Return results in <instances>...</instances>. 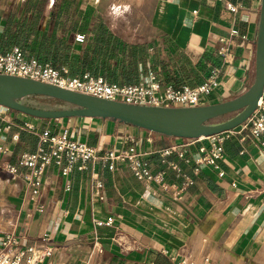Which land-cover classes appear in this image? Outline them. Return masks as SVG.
Segmentation results:
<instances>
[{"label": "crops", "instance_id": "0c3cea01", "mask_svg": "<svg viewBox=\"0 0 264 264\" xmlns=\"http://www.w3.org/2000/svg\"><path fill=\"white\" fill-rule=\"evenodd\" d=\"M23 1L0 0V24L12 6ZM247 2L239 0L236 5L241 8L231 13L213 0H155L150 33L147 28L138 33L126 22L121 24L140 40L150 42L166 36L194 62L205 59L210 68L221 66L222 84L204 102L215 104L244 93L254 80L261 0ZM55 3L49 0L43 21L49 32ZM88 4L98 14L112 17L101 6ZM232 28L240 37L232 40L223 64L218 56L220 39L228 37ZM150 72L140 74L139 83L130 86L142 84ZM13 118L23 126L33 125L38 132L49 128L55 134L67 133L102 151L134 148L143 155L150 172L163 174L164 180L162 184L139 181L127 163L117 164L114 170L99 162L83 168L79 164L68 177L62 175V168L52 165L41 177L40 197L33 201L27 183L13 179L4 168L11 164L17 143L13 136L19 133L16 127L0 138V147L10 150L0 157V245L5 235L12 233L38 254L52 248L50 261L60 264H182L187 260L201 264L206 257L210 264H262L264 148L251 137L235 136L226 141L220 162L224 176L220 177L209 167L196 170L195 155L207 141L190 145L185 139L151 134L112 120L77 118L43 123L25 116ZM174 147L177 153L162 156ZM18 157L11 165H17ZM189 180L192 185L186 186ZM182 187L186 190L179 193ZM116 237L122 246L115 242Z\"/></svg>", "mask_w": 264, "mask_h": 264}, {"label": "built area", "instance_id": "2783aa9c", "mask_svg": "<svg viewBox=\"0 0 264 264\" xmlns=\"http://www.w3.org/2000/svg\"><path fill=\"white\" fill-rule=\"evenodd\" d=\"M213 1L222 3L224 8L231 13H237L241 8V5H234L225 0ZM238 37H240V32L232 28L228 37L220 39L222 46L218 50V56L223 64L226 63L229 56L232 40ZM83 39V36H77L78 42H82ZM0 74L30 79L110 101L158 107L189 108L204 105L205 100L212 96L222 84L221 66H211L208 77L201 85L197 87L183 86L180 89L173 86L163 87L155 72H150L143 83L136 86L110 84L102 77H93L88 74L83 78L71 77L66 68L56 69L50 63H41L35 58H26L18 47H14L8 52H3L0 48ZM13 115L12 111L0 106V138H5L7 133L17 127ZM21 129L33 132L39 137L38 147L35 152L22 153L16 166L6 164L4 168L13 179L22 178L27 183L33 201L40 197L41 177L52 165L62 168V175L68 177L79 164L82 166L80 168H83L88 163L99 162L109 170H114L117 164L127 163L139 181L148 184L163 183V174L151 173L147 164L142 160L143 155L134 148L122 151H102L96 146L70 138L67 133L55 134L49 128L38 132L33 125H25ZM235 136L251 137L260 147L264 148V99L248 121L238 128L209 138L187 140L190 145L202 141L208 142V145L201 146L195 155L197 172L200 167L205 166L217 171L218 175L223 177L224 173L221 171L220 162L225 156L224 145L226 141ZM13 140L19 141V133L13 136ZM9 152L10 150L6 146L0 147V157L9 154ZM177 152L178 149L174 147L163 152L162 156L167 157ZM171 166L173 169H177L175 165L171 164ZM20 170H27L29 173L22 175ZM187 185H192V182L189 180ZM185 190L186 188L182 187L179 193ZM43 209V206H40L38 211L42 212ZM114 240L122 246L119 237ZM97 251L99 254L102 253V248H98ZM53 254L54 250L49 247L43 253L38 254L33 246L21 244L14 234L7 233L0 245V264H60L50 261ZM210 261V258L206 257L201 264H210ZM182 264L196 263L187 260Z\"/></svg>", "mask_w": 264, "mask_h": 264}, {"label": "trees", "instance_id": "16d2710c", "mask_svg": "<svg viewBox=\"0 0 264 264\" xmlns=\"http://www.w3.org/2000/svg\"><path fill=\"white\" fill-rule=\"evenodd\" d=\"M225 1L236 5L239 0ZM246 1L243 0L248 5ZM48 5L49 0H24L18 6L13 5L0 24L1 50L8 52L18 47L26 58L50 63L56 69L66 68L71 77L83 78L88 74L120 85L138 84L140 74L153 71L161 76L162 86L172 85L180 89L185 85H200L204 76L209 74L207 60L194 62L166 36L150 42L140 40L121 24L120 19L98 14L95 7L83 0H56L51 18L53 27L49 32L43 27ZM77 36H83V41L78 42ZM21 103L29 108L48 111L75 108L45 96H29ZM16 124L19 141L14 145L11 164H15L22 153L35 152L39 144L35 133L22 130L24 126L19 122Z\"/></svg>", "mask_w": 264, "mask_h": 264}, {"label": "water", "instance_id": "95a60500", "mask_svg": "<svg viewBox=\"0 0 264 264\" xmlns=\"http://www.w3.org/2000/svg\"><path fill=\"white\" fill-rule=\"evenodd\" d=\"M45 96L69 103L75 108L48 111L29 108L21 100ZM264 99V0H261L256 33L255 76L239 96L197 107L136 106L66 90L38 81L0 74V106L39 120H112L170 138L197 140L231 131L248 121ZM231 116L225 121L215 122Z\"/></svg>", "mask_w": 264, "mask_h": 264}, {"label": "rangeland", "instance_id": "374dc122", "mask_svg": "<svg viewBox=\"0 0 264 264\" xmlns=\"http://www.w3.org/2000/svg\"><path fill=\"white\" fill-rule=\"evenodd\" d=\"M55 1V0H54ZM87 3L99 5L114 19H120L132 27L135 32L150 33L148 27L155 0H86ZM264 264V260L260 261Z\"/></svg>", "mask_w": 264, "mask_h": 264}, {"label": "bare ground", "instance_id": "6f19581e", "mask_svg": "<svg viewBox=\"0 0 264 264\" xmlns=\"http://www.w3.org/2000/svg\"><path fill=\"white\" fill-rule=\"evenodd\" d=\"M210 136H208V137H205V138H209Z\"/></svg>", "mask_w": 264, "mask_h": 264}]
</instances>
